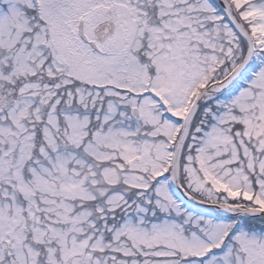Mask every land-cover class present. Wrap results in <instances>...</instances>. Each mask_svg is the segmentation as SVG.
I'll list each match as a JSON object with an SVG mask.
<instances>
[{
  "label": "snow or ice",
  "instance_id": "1",
  "mask_svg": "<svg viewBox=\"0 0 264 264\" xmlns=\"http://www.w3.org/2000/svg\"><path fill=\"white\" fill-rule=\"evenodd\" d=\"M0 264H264V0H0Z\"/></svg>",
  "mask_w": 264,
  "mask_h": 264
}]
</instances>
